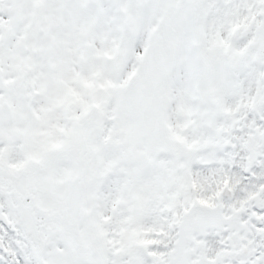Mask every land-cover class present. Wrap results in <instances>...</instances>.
Segmentation results:
<instances>
[{"label": "rangeland", "instance_id": "rangeland-1", "mask_svg": "<svg viewBox=\"0 0 264 264\" xmlns=\"http://www.w3.org/2000/svg\"><path fill=\"white\" fill-rule=\"evenodd\" d=\"M235 3L237 10L250 7ZM233 4L0 0V75L10 87L7 95L0 93V106L7 103L12 118L0 125V212L7 220L0 222V264H125L115 253L124 259L128 254L136 229L130 221L133 204L144 202L155 175L131 170L127 152L144 151L165 165L167 201L186 174L175 157L192 150V139L199 137L200 155L215 152V131L193 130L181 110L196 105L190 45L207 40L213 50L219 43L213 37L199 40L196 23L209 35L225 34L240 17ZM16 5L20 26L14 28ZM161 94L167 104L166 138L138 108L140 99L151 109L159 107ZM201 104L206 115L210 104ZM73 148L84 151L88 165L75 214L67 206L79 167ZM142 224L150 227L146 218ZM145 262L154 264L152 258Z\"/></svg>", "mask_w": 264, "mask_h": 264}, {"label": "flooded vegetation", "instance_id": "flooded-vegetation-1", "mask_svg": "<svg viewBox=\"0 0 264 264\" xmlns=\"http://www.w3.org/2000/svg\"><path fill=\"white\" fill-rule=\"evenodd\" d=\"M190 1L198 7L211 0ZM231 1L232 12L240 17L225 34L209 35L203 23H196L199 40L213 37L219 43L213 50L207 40L190 45L197 71L196 85L191 88L196 105L181 110L193 130L215 131V152L200 155L197 136L192 139V150L175 157L186 174L169 192V201L164 164L158 165L149 154L145 170L127 160L135 173L155 175L148 194L143 192L144 202L133 204L130 221L136 229L125 259L115 253L122 255L118 262L146 264V259L152 258L154 264H167L174 258L175 264H264V0H254L251 5L240 0L250 6L244 10H237L236 0ZM215 77L219 82L216 87ZM128 86H134L133 80ZM203 100L210 104L206 115ZM158 102L159 107L151 109L139 100L138 108L156 128L163 121L168 129L162 94ZM98 139L101 136L96 134L94 141ZM72 150V159L79 162L68 197L75 204V214L80 209L88 165L83 163L81 148ZM145 218L149 228L142 227Z\"/></svg>", "mask_w": 264, "mask_h": 264}, {"label": "water", "instance_id": "water-1", "mask_svg": "<svg viewBox=\"0 0 264 264\" xmlns=\"http://www.w3.org/2000/svg\"><path fill=\"white\" fill-rule=\"evenodd\" d=\"M11 13H12V15H11L12 16V25L14 27H18L19 24H20V13H19V8H18L17 5L14 6L11 9ZM129 18H130V16H128V19ZM20 54H22V55L25 54V48H24V46L21 48ZM2 91H3V93L7 94L9 92V88L7 87L6 84H4V82L2 81V77L0 75V92H2ZM8 109H9V107L6 104L0 106V125L1 124H7L9 122V118L5 114L8 111ZM158 132H159V135H161V136L166 135V132L167 131H166V128H165L164 123L162 121L160 122V124L158 126ZM127 157H128V160L130 162H135V163L140 164V165L144 163V165H141V168L142 169H145L146 166H147L145 164L149 163V159H148L146 153H143V152L140 153V154L138 153V156H134V154L132 152H128ZM69 203L70 204H73L71 200H69ZM0 221H2V222L7 221L5 219L4 214L1 213V212H0ZM2 247H3L2 240L0 239V248H2ZM116 259L117 260H120L121 259V256L120 255H116ZM131 264H139V263L134 260V262L132 261ZM167 264H175L174 263V258H172L170 260V262L167 263Z\"/></svg>", "mask_w": 264, "mask_h": 264}]
</instances>
